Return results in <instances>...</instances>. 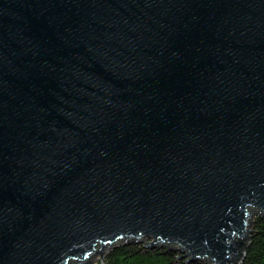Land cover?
Returning a JSON list of instances; mask_svg holds the SVG:
<instances>
[{
    "label": "water",
    "instance_id": "95a60500",
    "mask_svg": "<svg viewBox=\"0 0 264 264\" xmlns=\"http://www.w3.org/2000/svg\"><path fill=\"white\" fill-rule=\"evenodd\" d=\"M250 208L264 0H0V264L145 238L238 264Z\"/></svg>",
    "mask_w": 264,
    "mask_h": 264
},
{
    "label": "trees",
    "instance_id": "16d2710c",
    "mask_svg": "<svg viewBox=\"0 0 264 264\" xmlns=\"http://www.w3.org/2000/svg\"><path fill=\"white\" fill-rule=\"evenodd\" d=\"M252 232L245 243V255L238 264H264V213H257L253 219ZM184 252L175 245L150 246L146 241L123 242L110 246L105 252L106 264H188ZM189 264H212L206 259H197Z\"/></svg>",
    "mask_w": 264,
    "mask_h": 264
},
{
    "label": "rangeland",
    "instance_id": "374dc122",
    "mask_svg": "<svg viewBox=\"0 0 264 264\" xmlns=\"http://www.w3.org/2000/svg\"><path fill=\"white\" fill-rule=\"evenodd\" d=\"M250 210L251 211H253L254 212V214H253V218L255 217V215L257 214V213H259V211H258V209H254V208H250ZM146 240H148V239H146L145 238V241ZM122 241H118L116 244H118V243H121ZM176 246V245H175ZM100 247L101 246H98L97 247V252H95L93 255H92V257H91V259L88 261L90 264H106V262H105V260H104V253L102 254V252H101V250H100ZM109 250V248L107 249L106 248V251H108ZM103 256V257H102ZM238 260V259H237Z\"/></svg>",
    "mask_w": 264,
    "mask_h": 264
}]
</instances>
